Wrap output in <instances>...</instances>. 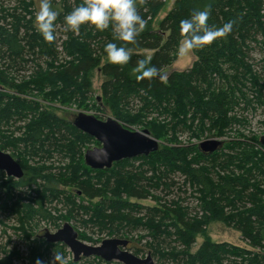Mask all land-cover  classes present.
<instances>
[{"label": "trees", "instance_id": "obj_1", "mask_svg": "<svg viewBox=\"0 0 264 264\" xmlns=\"http://www.w3.org/2000/svg\"><path fill=\"white\" fill-rule=\"evenodd\" d=\"M164 2L135 0L137 12L146 25L133 44L117 41L111 27L100 31L95 26L84 24L80 26L77 36L69 31L72 36L68 52L78 49L80 56L66 65L64 62L56 65L57 60L49 61L55 57L54 40L46 42L37 32L34 0H20L13 10L5 11L0 7V150H11V155L19 160L25 174L28 167L22 158L29 156L50 160L55 153L69 158L74 153L73 157L77 158L81 156L79 142L94 139L77 130L72 122L43 108L33 97H21L7 91L12 90V87L6 89L10 86L7 77L16 76L15 72H20L37 60L41 62L45 59L47 71L39 63L34 65L33 70L38 69L39 72L34 75V87L27 88L29 91L44 94L41 84L47 78H40L50 76L54 83L58 80L70 83L71 92L78 91L85 100L91 93V77L95 70L100 69L105 78L103 97L113 101L108 105L115 111V101H128L132 97L143 103L147 100V103L150 95L157 93L168 103L167 106L164 102L159 104L163 112L177 119H174V126L184 125L178 114L172 112L176 105L184 107L182 117L185 120L190 115L194 122L210 124L222 137L230 135L235 123H241L232 112L242 103L247 107L253 105V100L247 94L248 83L255 86L258 81L247 70L248 48L250 40L258 33L264 34V4L261 0H178L173 11L155 30L153 23ZM83 3L84 0H50L51 8L57 12L54 30L61 25L66 31L64 17ZM207 8H210L208 27H221L232 22L231 32L211 45L193 50L197 60L191 69L181 73L170 72L163 81L159 77L137 81L132 69L140 59H148L145 51L154 52L148 59L149 66H155L165 74L168 72L182 39L180 21L189 18L195 11ZM109 42L131 49L126 65L110 62L102 65V57H107L104 46ZM42 69L46 73L41 72ZM36 78L40 80L35 82ZM20 91L25 93L23 89ZM127 91L135 95L131 96ZM258 93L256 99L264 104L261 90ZM118 118L124 120L122 116ZM126 121L132 123L131 120ZM16 131L19 136H15ZM240 137L244 136L241 134ZM247 141L255 144L239 142L240 147L237 148L228 145L229 152L222 151L223 146L211 154L196 148L197 163L188 160V154L182 150L171 148H160L148 157L133 159L149 163L141 175L149 186L159 185L169 190L174 185L171 176L180 172L200 189L204 197V217L200 220H186L179 211L164 206L151 208L128 201L130 198L138 201L151 198L141 184L139 175L129 170L132 159L114 163L109 170H93L83 163L81 156L76 159L72 171L64 167V172L54 176L65 189L71 188L72 194L60 189L58 183L50 184L47 181L49 177L40 175L39 170H35L32 178L26 179L24 176L20 180L8 178L0 171V205L3 212L18 221L17 231H26V226L34 223L37 216L46 219L48 215L43 203L63 197L69 213L73 212L79 217L83 225L97 228L109 226L112 235L123 234V237L135 229L147 232L150 239L142 248L133 246V240L121 237L130 241L129 249L138 257L146 251L153 259L161 257L174 264H264V147L256 141L255 136ZM16 145L23 147L21 153L16 151ZM151 160L155 163H150ZM156 162L165 169L160 170L159 164L156 168ZM149 173L153 176H147ZM212 222H220L240 232L251 249L229 243H214L206 238L200 248L192 252L196 236L204 235ZM40 237L49 248L55 246L65 250L64 245L48 244ZM40 257L39 252L33 253L28 264H36ZM82 260L88 264H113L99 258ZM0 264H14L13 257H0Z\"/></svg>", "mask_w": 264, "mask_h": 264}, {"label": "rangeland", "instance_id": "obj_2", "mask_svg": "<svg viewBox=\"0 0 264 264\" xmlns=\"http://www.w3.org/2000/svg\"><path fill=\"white\" fill-rule=\"evenodd\" d=\"M19 1L20 0H0V7L2 6L5 11L9 9L13 10V8L18 5ZM34 1L36 12H38L40 0ZM177 1L178 0H165L164 6L160 9L153 23V28L155 30L159 29L161 22L169 15V13L173 11ZM261 1L264 4V0ZM262 14L264 16V5ZM68 32L69 31H65V27L61 25H58L54 30L55 39L53 43L55 57L53 59H49V61L57 60L55 63L56 65L63 64V62L64 65H66L67 63L74 61L75 58V60H77L80 56L78 49L74 50L72 53L68 52V46L71 39L70 37L72 36V33L69 34ZM77 35H79V33L75 34V36ZM249 44L247 70L257 77L258 84L252 86L251 83H248L247 94H249V98L253 100V105L247 107V105L242 103L241 106L236 107L233 110V116L241 123H235L232 126L230 135L227 137L219 136L217 132L212 129L210 124L201 125L196 121H192L190 115H188L187 120H185L184 117H182L184 114V107H177V105L176 107H173L172 112L174 114H178L177 117L179 120L184 122V125L182 127H179L178 125L174 126V119L176 118L163 112V107L161 108L159 104L164 102L167 106L168 103L167 101H163L161 98L162 96L158 95L157 93L151 94V99L149 98L147 103V100L143 103L139 99L131 97L135 95L134 92L127 91L130 93L129 95H131V98H129L128 101L114 100V105L116 106L115 111V109L108 105L109 102L113 101H109L103 97L102 86L105 78L100 69L95 70L93 76L91 77V93L87 95L85 100L79 93H77L78 91L71 92L72 88L69 87L70 83L67 82L65 84L61 80H58L54 83L51 81L50 76L40 78H47L46 82H42L41 84L44 94H41L37 91H29L27 89L34 87V83H32V81L33 78L36 77L34 76L35 73L39 72L38 69L33 70L34 65L39 63L40 66L42 65L41 67L46 70L47 66L45 65V59L41 60V62H39L40 60H37L34 63H29L26 68H23L20 72L14 71L16 76L7 77L10 86L8 85L6 89L12 87V90L8 89L7 91H10L13 94L21 97H33L35 101H37L43 108L68 122H72L78 114L85 113L94 115L102 121H107L110 118L114 119L121 123L126 129L131 131L148 130L151 136L159 142L161 149L171 148L175 150H182L184 154H188V160L197 163L196 160L198 159L195 158L197 149L201 151L199 149V144L205 140H222L224 142L222 151L225 150V152H229L227 149L228 145H233L234 148H237L240 147L239 142H243L244 144L248 143L250 145H252V143L255 144V142L247 141L253 136L256 137V141L260 144V139L264 135V104H260L256 99L258 97L259 90H261L262 96L264 97V34L258 33L253 40H250ZM82 50L84 51V49ZM144 53L149 59L154 52L145 51ZM196 60L197 57L193 51L183 58H178L176 56L175 61L172 63L168 69V72L166 73V77L170 72L175 71L181 73L191 69ZM108 62L109 61L107 60V57H102V65ZM43 69L41 72L46 73L47 70L43 71ZM230 71L232 72V70ZM244 76L245 75H243V77ZM40 79L36 78L35 82L39 81ZM19 87L25 90V93H22ZM54 94L55 97H53ZM254 100H256V102ZM165 104L164 108L166 107ZM118 116H122L124 120L121 121ZM126 120H131L132 123L127 122ZM19 125L20 124L17 126ZM241 134L244 137H240ZM15 136H19L18 131L15 132ZM79 145V150L81 151L82 161L84 164L85 152L87 150L94 149L95 147H101V144H99L95 139H92L91 141L82 139V141L79 142ZM15 148L18 153L22 152V146L16 145ZM4 152L9 154L12 153L11 150ZM70 156V158L63 157L62 155L55 153L53 158L50 160L39 157L33 158L29 156L25 157V159L22 158L28 167V170L25 174L26 179L32 178L35 170H39L40 175L49 177V180L47 181H49L50 184L58 183L61 186L59 179L57 180L54 176H59L60 172H64L62 169L64 167H67L72 171V168L75 167L74 164L76 159L78 160L81 157H73L74 153H72ZM149 162L155 163L152 160ZM130 163L132 167H130L129 170L139 175L141 184H143L144 188L147 189L151 198L139 201L130 198L127 199L128 201L132 203H139L142 206L151 208L160 206H164V208H171L173 210L179 211L186 220H200L204 217V197L200 192V189H197L193 183L190 180H187V178L180 172L171 176L172 180L174 181V185H172L169 190H165L163 186H149V183L141 179V175L143 174V171L148 168L147 165L149 163H146L143 160L133 159ZM158 164L159 163L156 162V168L160 166V170L165 169L164 167H161V164H159V166ZM156 175H158V173ZM147 176L150 177L153 176V174L149 173ZM170 182L171 180H169V183ZM113 188L116 189L115 185H113ZM60 189L68 190V193L72 194L71 188L65 189L63 186H61ZM64 200L65 199L61 197V199H55L51 203H43V208L46 211V215H48L47 218L42 219L40 216H37L35 222L26 226V231L24 232L16 230L19 228L18 221L15 217L10 216L7 212H3V207L0 205V257L11 255L13 257L14 264H28L29 257L32 256L33 253L39 252L41 254L40 260L43 262V264H50L53 251H55L63 254V256L66 258L67 264H76L73 262V254L66 246L65 250H61L55 246H53V248H49L48 246L44 245V243H42V240L38 238L44 234L45 230L56 232L66 223H69L73 226V228L78 232L79 239L82 242L92 246L100 245L105 239H121L122 237L133 240V246L142 248L144 247V243L150 239L147 232L142 231L141 229H135L130 234H126V237H123V234L120 236L112 235L109 232V226H107V228H97L96 226L92 227L89 224L83 225L79 220V217L77 218L73 212L69 213L68 204H66ZM123 231L125 232V228ZM206 238L210 239L214 243H229L241 248L251 249V247L246 242H244L240 232L233 228L227 227L220 222H212L207 226L206 233L204 235L196 236V243L193 246L192 252H196ZM137 240H139L140 243H138ZM176 246H178V244ZM129 251L131 250L129 249ZM131 252L133 253V251ZM147 255L148 252L145 251V254H140L139 257L146 258ZM154 261L155 264H174L173 261L169 260V262L168 260H164L161 257L154 259ZM116 263L117 262H113V264ZM77 264L88 263L82 260Z\"/></svg>", "mask_w": 264, "mask_h": 264}, {"label": "clouds", "instance_id": "obj_3", "mask_svg": "<svg viewBox=\"0 0 264 264\" xmlns=\"http://www.w3.org/2000/svg\"><path fill=\"white\" fill-rule=\"evenodd\" d=\"M210 8L193 12L189 18L182 19L179 24L180 35L176 49L178 58H183L193 50L211 45L221 37H225L232 30V22L221 27H208ZM57 12L51 8L50 0H40L39 11L35 15L34 25L37 32L46 42H52L54 36V22ZM66 30L78 33L80 26L89 24L97 30L103 31L109 27L115 34L117 41L135 43L136 37L144 30L146 21L138 14L135 0H84L64 17ZM107 60L114 65H126L130 60L131 49L117 43L109 42L104 46ZM148 59H140L132 69L137 81L145 78L151 80L159 77L162 81L166 74L155 66H149ZM36 264H43L40 259ZM50 264H67L62 253L53 251Z\"/></svg>", "mask_w": 264, "mask_h": 264}, {"label": "water", "instance_id": "obj_4", "mask_svg": "<svg viewBox=\"0 0 264 264\" xmlns=\"http://www.w3.org/2000/svg\"><path fill=\"white\" fill-rule=\"evenodd\" d=\"M73 126L84 134L94 138L101 147L87 150L85 165L93 170H109L114 163L138 157H148L160 149L159 142L148 130L131 131L114 119L102 121L94 115L80 113L72 121ZM264 147V135L260 139ZM224 145L222 140L208 139L199 144L205 154H211ZM0 171L8 177L20 180L25 176L21 164L7 152L0 150ZM48 244H62L73 254V262L79 263L86 258H99L104 262L120 264H155L149 253L141 258L129 251L127 239H105L100 245L92 246L79 239L78 232L69 223L56 232L45 230L41 235Z\"/></svg>", "mask_w": 264, "mask_h": 264}, {"label": "flooded vegetation", "instance_id": "obj_5", "mask_svg": "<svg viewBox=\"0 0 264 264\" xmlns=\"http://www.w3.org/2000/svg\"><path fill=\"white\" fill-rule=\"evenodd\" d=\"M7 176V175H6ZM8 177V176H7ZM8 178H10V177H8ZM14 179V178H13ZM16 180V179H15ZM130 247V243H129V246H128V248Z\"/></svg>", "mask_w": 264, "mask_h": 264}]
</instances>
